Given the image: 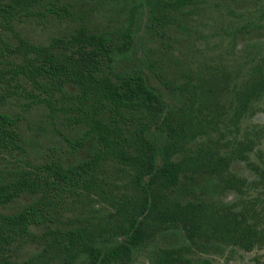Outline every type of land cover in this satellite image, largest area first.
Listing matches in <instances>:
<instances>
[{"label": "trees", "instance_id": "1", "mask_svg": "<svg viewBox=\"0 0 264 264\" xmlns=\"http://www.w3.org/2000/svg\"><path fill=\"white\" fill-rule=\"evenodd\" d=\"M85 1L0 0V264H134L151 245L148 264H215L201 254L228 262L236 250L262 251L260 264L264 198L244 197L260 180L230 170L243 162L264 175L251 141L223 142L211 90L191 76L169 78L163 52L134 62L141 30L169 39L166 29L182 30L206 0H106L127 9L105 28L80 17ZM48 6L67 23L63 32L44 45L21 37L22 19ZM259 23L264 0L257 23L238 31ZM254 67L236 93L237 118L254 117L264 97V55ZM88 147V157L68 162ZM201 176L208 180L198 189ZM230 191L238 202L222 201ZM164 236L175 241L156 243Z\"/></svg>", "mask_w": 264, "mask_h": 264}, {"label": "rangeland", "instance_id": "2", "mask_svg": "<svg viewBox=\"0 0 264 264\" xmlns=\"http://www.w3.org/2000/svg\"><path fill=\"white\" fill-rule=\"evenodd\" d=\"M261 2L262 0H206L201 8L181 19L182 30L173 25L168 27L166 32L170 38L164 41L156 34L150 35L141 30L136 42L134 62L140 65L139 59L143 58L147 51H151L153 59L156 60L161 57L160 52H163L164 57L162 56L160 61L168 66L169 78L178 82L185 81L186 76H191L195 84L202 80L201 84L205 89L211 90L212 99L218 108L217 122L219 129L223 131V142L251 141L253 150L249 156L264 170V97L256 103L258 113L252 118H237L239 111L236 101V93L244 82L254 77V64L264 55V23H259L262 27L249 34L238 31L249 23H257ZM48 7L35 10L32 15L22 19L17 29L21 37L31 43L44 45L49 43L52 37L63 32L67 23L58 22L49 10L50 6ZM126 9L121 8L119 3H115L113 7L106 0H86L78 6L80 17L82 16L89 26L97 28L116 23L119 15L122 20L126 16ZM9 43L15 44L11 34ZM250 43L256 44L252 50L247 47ZM146 77L148 85L163 95L168 107L175 108L176 100L149 71H146ZM12 106L17 109L15 102ZM39 114L36 111L27 115L26 123L35 122ZM88 155L89 147L70 158L68 162L86 158ZM230 170L249 181L260 180L257 187L245 189V198H264V178L261 179L264 175H257L243 162H233ZM207 180V176H201L194 185L199 189ZM221 199L224 202H238L240 196L230 191ZM29 201L28 197L21 199L22 203ZM16 207L17 205H12L3 211L12 213ZM174 241V238L164 236L156 243L165 246ZM150 248L137 255L134 264H148L147 253ZM29 250H35V247L28 248L26 252ZM260 254H263L262 251L246 253L236 250L228 262L215 255L201 254V257L212 258L215 264H254V258ZM259 262L264 264V257H261Z\"/></svg>", "mask_w": 264, "mask_h": 264}]
</instances>
